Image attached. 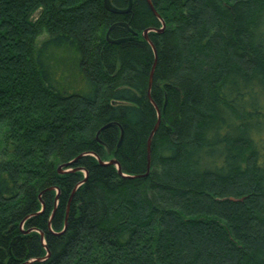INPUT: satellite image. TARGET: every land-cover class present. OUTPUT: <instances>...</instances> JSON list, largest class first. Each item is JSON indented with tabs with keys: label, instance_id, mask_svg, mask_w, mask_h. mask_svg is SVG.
<instances>
[{
	"label": "trees",
	"instance_id": "trees-1",
	"mask_svg": "<svg viewBox=\"0 0 264 264\" xmlns=\"http://www.w3.org/2000/svg\"><path fill=\"white\" fill-rule=\"evenodd\" d=\"M103 1L0 0V264H264V0Z\"/></svg>",
	"mask_w": 264,
	"mask_h": 264
},
{
	"label": "water",
	"instance_id": "water-1",
	"mask_svg": "<svg viewBox=\"0 0 264 264\" xmlns=\"http://www.w3.org/2000/svg\"><path fill=\"white\" fill-rule=\"evenodd\" d=\"M147 1H148V4H149L151 10L153 11V13H154L156 16H158L157 13H156V11H155V9L153 8V6H152V4H151V1H150V0H147ZM103 2H104V6H105V8H106L107 10H109L110 12H113V13H116V14H124V13H127V12L129 11V9H130V7H131V2H132V0H129V6H128V8H127L126 10H119V9H116V8L110 6L109 0H104ZM162 25H163V27H164V23H163V22H162ZM113 27H114V26H112V27L110 28V30H111ZM163 27H162V29H163ZM162 29H161V30H162ZM161 30H160L159 32H161ZM147 34H148V30L144 31V33H143V37H144L145 40H147L148 42H150V41H149V38H148V36H147ZM151 46H152V45H151ZM152 49H153V51H154L155 60H154L153 67H152V69H151V73H150V78H149V88H148L149 91H150L151 86H152L153 72H154V69H155V66H156V62H157V54H156V51H155V49H154L153 46H152ZM157 114H158V121H157L156 125L154 126L153 130L151 131V133H150V135H149V138H148V142H147V170H148L149 167H150V159H151V158H150V156H151L150 145H151V140H152V137H153V135H154L155 131L157 130V128H158V126H159V123H160V119H159V117H160V112H159L158 110H157ZM98 161H99L100 164H111V165H115V166L118 168V171H119V173H120V170H119V164H118V162H117L116 160L112 159V160H110V161L107 162V163H103V162H101L99 159H98ZM70 165H71V163H67V164H65V165H63V166H60V167H59V173H64V172H68V171H70V169H68V170H63V168H67V167H69ZM86 175H87V173H85V176H86ZM42 208H43V207H42ZM66 226H67V223L65 222V228H66Z\"/></svg>",
	"mask_w": 264,
	"mask_h": 264
},
{
	"label": "rangeland",
	"instance_id": "rangeland-1",
	"mask_svg": "<svg viewBox=\"0 0 264 264\" xmlns=\"http://www.w3.org/2000/svg\"><path fill=\"white\" fill-rule=\"evenodd\" d=\"M45 37H46V35H45V34H42V35L38 38V42L40 43V41H42Z\"/></svg>",
	"mask_w": 264,
	"mask_h": 264
}]
</instances>
